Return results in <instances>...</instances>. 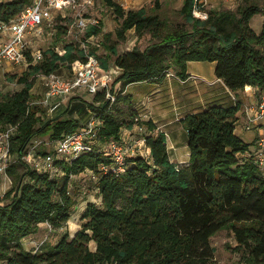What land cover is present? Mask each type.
<instances>
[{"label":"trees","instance_id":"16d2710c","mask_svg":"<svg viewBox=\"0 0 264 264\" xmlns=\"http://www.w3.org/2000/svg\"><path fill=\"white\" fill-rule=\"evenodd\" d=\"M107 1L123 19L119 39L126 40V34L135 30L141 38L150 32L158 40L143 51L134 48L120 55L116 46L108 47L122 70L114 83L123 84L121 93L137 82L161 83L173 68L186 81L189 64L200 61L215 63L216 77L233 92L248 86L264 89V24L260 35L250 27L256 15H264L258 4L242 6L238 14L209 11L208 19L201 20L193 14L194 0H184L181 14L192 30L167 31L165 22L145 8L126 11ZM26 4L25 0L1 3L0 21L16 18ZM102 31L101 26L91 28L87 37ZM66 33L60 25L58 36ZM106 37L110 40L111 35ZM66 51L60 56L53 46L44 52V61L14 77L24 86L21 91L0 95V132L18 127L11 148L18 161L8 169L14 183L0 201V259L6 264H217L211 240L230 229L242 262L264 264V173L252 160L240 157L250 145L236 134L239 103L213 105L185 117L191 153L186 165L172 162L168 137L159 132L145 137L150 157L129 160L122 175L100 173L110 159L99 152L84 154L71 164L58 163L62 180L29 166L25 158L33 139L58 140L82 126L80 120L65 116L44 123L40 115L44 110L32 104L38 75L57 73L61 65L70 70L75 61H86L79 45L67 44ZM99 58L103 70H109L108 57ZM111 92L116 93L114 88ZM131 99L116 96L113 103L104 91L96 95L94 104L89 103L90 111L104 120L101 145L120 140L125 127L134 129V119L124 126L113 111L115 103ZM130 115L135 118L136 112ZM147 125L156 131L151 121ZM86 171L99 175L101 205L87 206L82 228L74 237L67 235L36 252L27 250L23 241L37 234L41 224L60 229L71 220L75 202L68 181Z\"/></svg>","mask_w":264,"mask_h":264},{"label":"rangeland","instance_id":"374dc122","mask_svg":"<svg viewBox=\"0 0 264 264\" xmlns=\"http://www.w3.org/2000/svg\"><path fill=\"white\" fill-rule=\"evenodd\" d=\"M13 0H0L1 3L11 2ZM207 11H231L238 14L240 7L248 4H258L264 9V0H208ZM184 5V0H130L129 5L126 7V11L139 10L145 8L149 15H158L166 24L167 31H175L177 29H184L191 31L192 24L188 22L181 14V9ZM99 18L104 19L101 23L103 29L95 41L94 45H91L95 49V53L102 57L104 60L108 57L109 69L113 70L112 81L110 82V88H114L116 96L124 98L127 95L131 96L129 102H118L114 104V113L119 117L120 121L127 126L133 119L136 121V126L142 130H128L126 127L122 131V137L129 132L128 144L132 146L136 154L130 155L129 160L135 157H150V150L146 147V143H142L147 135L159 133L158 126L166 124L165 131L168 133V149L172 162L178 165H186L180 163L190 159V150L188 147V136L184 127L183 120L191 113L202 112L213 105H230L231 98L228 94H223L221 100L211 99V93L207 85V82H212L215 77V63L200 61L191 62L189 64L190 74L188 80L184 82L179 77V70L176 68L170 69L167 72L173 73L175 76L168 78L170 80H164L161 83L157 82H137L132 86L127 87V91L121 93L123 84L118 83L114 86L115 81L121 75L122 70L119 69L114 61L116 56L111 54L108 50L110 46H116L118 54H124L132 51L134 48L145 50L148 46L158 42V40L152 35V33H146L144 37H139L135 30H131L126 34V40L118 38L117 32L121 28L123 19L118 16L117 13L104 12L99 13ZM264 24V15L260 13L256 15L250 22L251 29L258 35L262 32ZM60 26V25H59ZM63 26V25H62ZM230 27L228 30H232ZM50 29L48 33H50ZM57 32H59V27ZM58 34V33H57ZM111 35L110 40H107L108 35ZM58 36V35H57ZM65 34L58 36V41H64ZM46 35L43 40H36L29 45L30 51L36 52L41 50L43 52L49 51L56 45ZM37 65V64H36ZM29 67L13 66L10 63L0 64V95L7 93H15L21 91L24 86L19 84L14 77H20L25 72H28ZM64 77H71L72 72L67 68V65H61L60 70L57 72ZM43 75H38L33 94L35 96L34 101L41 99V96L46 91V86L43 80ZM199 83V84H198ZM94 95L83 93L80 96L71 99L69 104L64 105L59 112L53 116L48 115L47 111L40 113L42 120L47 122L53 118L59 116H65L66 118L78 119L81 125H84L90 117L89 103L95 101ZM33 101V102H34ZM223 101V102H221ZM95 103V102H94ZM93 103V104H94ZM72 104L73 107H72ZM133 110L136 112V117L132 118L130 115ZM138 120V121H137ZM152 122L156 127V131L149 130L147 122ZM244 124L240 121L237 124V133L246 141L252 139L254 130L245 131ZM7 127H4L5 130ZM132 131V132H130ZM51 141L49 137H36L30 143L27 151L26 162L31 168H34L36 160L39 159L44 153H48L50 148L46 145V142ZM100 148L101 143H97ZM175 152L177 154H175ZM15 163L18 161L17 155H13ZM14 164V163H13ZM59 167V166H58ZM60 168V167H59ZM260 170L264 173V167ZM19 172H21L19 170ZM53 179L62 180L64 173L62 170L57 174L51 175ZM99 179H95L89 172H84L80 175L72 176L68 181V191L72 196L75 205L72 209V217L67 225L60 229L52 227L50 224H41L40 230L37 234L26 238L25 248L31 251H38L45 245H56L63 237H74L76 232L82 228V215L87 209L90 203L101 205L102 200L98 188ZM13 179L10 176L0 177V201L4 198L5 194L12 188ZM212 246L215 248V259L217 264H244L242 255L236 253L234 249L238 243L234 232L230 229L219 232L211 240ZM93 247V245H91ZM0 264H6V262L0 259Z\"/></svg>","mask_w":264,"mask_h":264},{"label":"built area","instance_id":"2783aa9c","mask_svg":"<svg viewBox=\"0 0 264 264\" xmlns=\"http://www.w3.org/2000/svg\"><path fill=\"white\" fill-rule=\"evenodd\" d=\"M26 6L14 19L8 22L0 21V64L10 63L13 66L36 65L44 61V52L30 51L29 45L48 35L53 42L57 37L59 25L67 29L64 41L53 45L55 51L64 56L67 44L79 45L85 52L86 61L77 60L71 65V77H64L56 72L43 75L46 86L45 93L38 101V105L48 115L53 116L60 109L69 104L71 99L83 93L96 96L99 92H106L107 99L113 103L116 94L111 92L113 70H103L101 60L95 53H91V45L95 44L97 36L87 37L91 28L100 27L104 19L99 18V13H115L107 0H25ZM114 3L126 9L130 0H113ZM208 0H194L193 14L201 20L208 19ZM51 30L48 33V30ZM31 58V60H29ZM175 75L167 72V77ZM260 97L256 109L248 114L246 131L258 130L259 136L254 151L240 154L242 159L252 160L259 168L264 167V89H259ZM237 103L236 97L233 98ZM138 121V120H137ZM104 120L98 113L90 111L88 121L76 132L65 135L61 139L46 142L50 151L39 157L34 169L39 173L50 176L60 172L58 163L71 164L84 154L99 152L110 159V164L101 165L100 173L122 175L129 167L130 155H135V149L122 137L120 140H111L108 144L98 148L101 142V131ZM136 130H142L135 125ZM17 126L7 127L0 132V177L8 176L9 167L15 163L11 151L12 141L17 133ZM132 132V131H130ZM145 143V139L142 140ZM60 168H59V167ZM95 179L99 175L87 171ZM36 252V251H35Z\"/></svg>","mask_w":264,"mask_h":264},{"label":"crops","instance_id":"0c3cea01","mask_svg":"<svg viewBox=\"0 0 264 264\" xmlns=\"http://www.w3.org/2000/svg\"><path fill=\"white\" fill-rule=\"evenodd\" d=\"M188 75H191L189 69H188ZM215 77H216V75H215ZM168 78H166L165 81L166 80H170ZM206 84L211 86V88H209L210 92H212L211 96H210L211 99H213V100H221L220 98L223 97V94H228L230 96V98H231V103H230V105H223V106L232 107V106H235V104H237V103L240 104L241 110L238 113V123L240 121H242L244 126H245V124L247 123L248 114H252L254 112V110L256 109V106L258 104L259 97H260L259 88L248 86L244 90H239V91L233 92L224 84L223 80L218 79L217 77H216V79L214 81H212L210 83L207 82ZM130 86H132V84L129 85L128 87H130ZM125 91H127V89ZM75 97H77V96H75ZM75 97H73V98H75ZM234 97H236V99L238 100L237 103L234 102V100H233ZM221 102H223V101H221ZM73 105L74 104H72V107H73ZM166 126H167L166 124H164L163 126H160V127L158 126V129L160 130V132L166 133V135L168 137V133L165 131V127ZM244 126H243V128H244ZM236 129H237V126H236ZM244 130H245V128H244ZM236 134L242 139V141L245 144L250 145V147L248 148V150L246 152L254 151L256 143H257V140H258V136H259L258 130H254V134L252 135V139L250 141H248V142H246L237 132H236ZM123 137L128 140L129 139L128 138L129 137V132L126 131V133L123 135ZM169 154H170V152H169ZM175 154H177V153L175 152ZM188 162H189V160H186V161H183V162H180V163L187 164ZM24 245H25V242H24ZM94 249H95V246H94Z\"/></svg>","mask_w":264,"mask_h":264}]
</instances>
